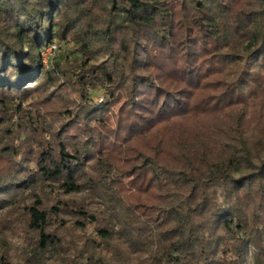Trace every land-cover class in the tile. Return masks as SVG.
I'll return each instance as SVG.
<instances>
[{
    "label": "trees",
    "instance_id": "trees-1",
    "mask_svg": "<svg viewBox=\"0 0 264 264\" xmlns=\"http://www.w3.org/2000/svg\"><path fill=\"white\" fill-rule=\"evenodd\" d=\"M68 33L77 66L45 69ZM64 87L55 124L28 110ZM5 122L0 264H264V0H0Z\"/></svg>",
    "mask_w": 264,
    "mask_h": 264
},
{
    "label": "rangeland",
    "instance_id": "rangeland-1",
    "mask_svg": "<svg viewBox=\"0 0 264 264\" xmlns=\"http://www.w3.org/2000/svg\"><path fill=\"white\" fill-rule=\"evenodd\" d=\"M84 20H88V19L85 18ZM89 21L91 22L90 24H94L96 20L95 18H90ZM75 38H77V35L75 33L73 34L68 33L66 36V40L56 41L55 43L45 48L44 51L41 52V58L43 61L44 68L47 70H51L52 66H54L56 62L58 63L60 62L59 64L63 65L65 68L76 67L77 61L81 57V54L78 51V45L75 42L76 41ZM92 57L99 59L100 55L97 54V52H95L94 54H92ZM206 80H209L205 83L206 89H202V90L200 89V91H195L194 94L197 98H201L202 96L206 94L207 95L213 94V90L217 86L220 85V83L215 82L217 80V77L212 78V79L210 77ZM66 89L67 88L64 87L59 93L55 91L54 94L50 96H47V94L49 93L44 88H42L39 92H36L35 90L34 96H33V102H38V103L36 105H28L27 106L28 110L34 107L37 108L36 110L41 115L42 121H44V124H47L48 126L55 124V122L57 121V118L54 116V113H51L50 111L52 110L57 111L58 109L64 106L63 102L65 99L63 98L67 96V94H65L67 92ZM94 95H95L94 102H97V103H102V101L105 98L104 92L102 90H97L96 93H94ZM212 99H213L212 97H209L208 98L209 102H207V104L212 102ZM201 112L202 111L200 112L194 111V114L191 115L189 118H187L182 123V125L173 127V130L180 128L181 132H184V135H187L183 137L182 139L185 138L186 140H189V139L191 140V138L193 139L198 131L203 132L204 130L212 126L214 123L217 125L220 124V119L222 120L227 119L225 116L226 112H224V115H223V111H220V108L215 109V110L208 109L207 110L208 114L205 118L202 117ZM248 114L250 115V119H248L247 126L250 129H253L256 123L258 122L257 114L256 116L253 115L252 109H249ZM6 124L7 122H5L3 125H0V140H4V136L1 133V131H2V126H6ZM138 136L129 137L125 139V140H131V138H133V140H135L131 143L133 145V149L146 146L147 144H149L151 140H158L157 133L151 134L148 137L147 135H141L140 137ZM111 149L112 147L109 145V151H110L109 158H111L113 163L116 165L119 161L120 163H122V165H124L125 162H123V159L121 158L122 154H120L122 153V151H120V149L118 151L117 148H114L112 150ZM6 166H7V161L0 159V172L3 171L6 168ZM46 190H49V189H46ZM47 194H45L44 197L47 198V202H49V200L51 201L49 202V204L53 203L54 199L58 198V196H56V194L54 193H47ZM7 227H8L7 223H4L0 220V236H1V232L7 229ZM10 243L16 245V248L20 247L15 239L14 240L11 239Z\"/></svg>",
    "mask_w": 264,
    "mask_h": 264
}]
</instances>
